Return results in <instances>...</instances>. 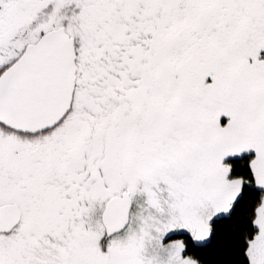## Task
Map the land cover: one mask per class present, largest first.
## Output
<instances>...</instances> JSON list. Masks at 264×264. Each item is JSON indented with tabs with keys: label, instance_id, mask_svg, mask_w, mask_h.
Wrapping results in <instances>:
<instances>
[{
	"label": "snow or ice",
	"instance_id": "6c2138e0",
	"mask_svg": "<svg viewBox=\"0 0 264 264\" xmlns=\"http://www.w3.org/2000/svg\"><path fill=\"white\" fill-rule=\"evenodd\" d=\"M0 264H264V0H0Z\"/></svg>",
	"mask_w": 264,
	"mask_h": 264
}]
</instances>
